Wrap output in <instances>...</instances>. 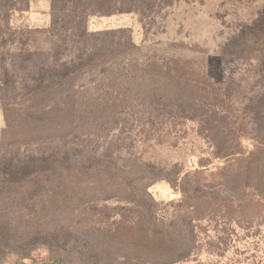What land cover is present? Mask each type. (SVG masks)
Segmentation results:
<instances>
[{"label":"trees","instance_id":"1","mask_svg":"<svg viewBox=\"0 0 264 264\" xmlns=\"http://www.w3.org/2000/svg\"><path fill=\"white\" fill-rule=\"evenodd\" d=\"M32 2L0 0V146L14 150L18 165L0 186L21 189L74 177L94 181L96 201L122 204L112 221L68 228L75 237L61 243L77 248L79 264L179 263L203 246L200 223H218L217 241L225 247L235 229L248 230L264 215V88H249L236 101L212 66L144 65L142 47L128 29H88L91 17L124 14L136 15L145 27L146 12L171 7L172 0H49L45 28H16L13 15L27 12ZM36 36L45 37L46 48ZM237 105L248 128L238 124ZM187 124L196 139L215 147L221 166L186 171L144 159L132 142L119 144L141 127L143 143L174 147L183 138L177 130ZM58 128L61 152L52 146ZM243 140H250L246 154L239 150ZM121 155L127 163L119 168ZM158 181L181 190L170 215L148 193ZM26 194L12 199L35 196Z\"/></svg>","mask_w":264,"mask_h":264},{"label":"rangeland","instance_id":"2","mask_svg":"<svg viewBox=\"0 0 264 264\" xmlns=\"http://www.w3.org/2000/svg\"><path fill=\"white\" fill-rule=\"evenodd\" d=\"M33 1L27 12L13 15L12 23L16 28L43 29L48 25L49 0ZM172 2L171 7L155 10L151 14L146 12L145 27L138 22L136 15L124 14L91 17L88 29H128L132 40L142 47L140 55L144 57V65L175 63L191 70L212 66L218 72L222 88H226V93L228 89L236 101L241 102L249 88H264V0ZM36 38L38 46L47 47L44 36ZM256 42L260 49L253 52ZM229 81L233 85L227 86ZM240 108L237 105L238 124L248 128ZM52 113L55 116L61 113L59 103ZM2 127L0 112V129ZM140 128L130 131L129 137L119 144L124 147L125 143L132 142L134 148L144 150L142 157L146 160L163 165L177 163L186 171H193L199 164L211 169L223 163V159L214 157L213 145L195 138L192 131L195 128L189 124L177 130L183 138L179 139L175 148L166 144L143 143V134L137 135ZM61 131V128L56 129L57 141L52 142L54 149L58 148L60 152ZM143 145L148 146L144 149ZM249 145L250 140H243L239 150L246 154ZM13 151L10 147L0 146V183L18 172H15L18 165L11 159ZM58 160L61 161L60 158ZM126 163L121 155L118 167ZM260 180V186H264V178L260 177ZM93 182L86 179L79 181L74 177L68 181L59 176L21 189L0 186V264H50L47 261L50 258H61L65 264H79L77 248L61 243L75 237L68 228L74 224H77L76 229L80 226L87 228L97 219L112 221L116 218L114 214L119 212L117 207L122 205L116 201H96L97 185ZM250 183L256 185L257 179ZM23 190L28 193L25 196L35 195L34 198L28 202L12 199L15 193ZM148 193L166 215H170L182 200L179 187L173 189L165 181L151 185ZM199 225L198 235L203 244L201 250L188 260L175 264H264V215L256 219L248 230L235 229L231 241L225 246L227 251L217 241V237L221 236L218 223L202 222ZM120 234H125L123 229Z\"/></svg>","mask_w":264,"mask_h":264}]
</instances>
